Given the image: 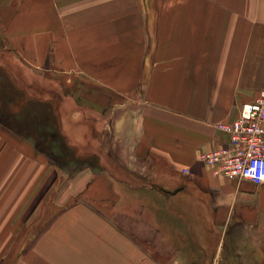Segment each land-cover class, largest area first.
I'll use <instances>...</instances> for the list:
<instances>
[{"label":"crops","instance_id":"1","mask_svg":"<svg viewBox=\"0 0 264 264\" xmlns=\"http://www.w3.org/2000/svg\"><path fill=\"white\" fill-rule=\"evenodd\" d=\"M262 91L264 0H0V264H264Z\"/></svg>","mask_w":264,"mask_h":264},{"label":"built area","instance_id":"2","mask_svg":"<svg viewBox=\"0 0 264 264\" xmlns=\"http://www.w3.org/2000/svg\"><path fill=\"white\" fill-rule=\"evenodd\" d=\"M218 128L229 135V148L204 153L200 160L216 175L264 184V91L241 107L237 119Z\"/></svg>","mask_w":264,"mask_h":264},{"label":"rangeland","instance_id":"3","mask_svg":"<svg viewBox=\"0 0 264 264\" xmlns=\"http://www.w3.org/2000/svg\"><path fill=\"white\" fill-rule=\"evenodd\" d=\"M75 149H76V148H75ZM72 153H73L72 155H75V154H74L75 152H72Z\"/></svg>","mask_w":264,"mask_h":264}]
</instances>
